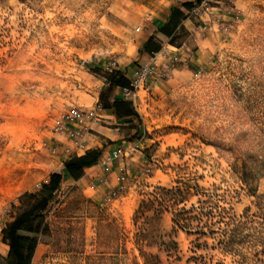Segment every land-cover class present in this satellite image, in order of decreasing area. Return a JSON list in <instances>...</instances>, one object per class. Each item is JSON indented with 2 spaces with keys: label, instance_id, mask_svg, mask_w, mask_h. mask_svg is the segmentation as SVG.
<instances>
[{
  "label": "rangeland",
  "instance_id": "rangeland-1",
  "mask_svg": "<svg viewBox=\"0 0 264 264\" xmlns=\"http://www.w3.org/2000/svg\"><path fill=\"white\" fill-rule=\"evenodd\" d=\"M221 1L219 16L196 19L192 36L183 30L174 37L172 45L185 43L191 55L187 65L140 94L137 119L120 133L128 144L141 140V148L119 159L126 189L100 208L101 195L117 184L119 170L112 165H98L78 181L64 178L51 196L42 190L68 161L49 152L55 142L67 144L52 128L59 113L86 108L103 92L104 102L120 98L99 67L114 58L128 78L142 64L139 33L123 28L138 20L139 2L0 0V235L20 196L47 198V230L32 264H143L134 245V211L154 188L178 181L215 185L236 217L253 209L229 156L242 154L244 142H259L264 131V0ZM101 144V153L111 145ZM256 186L264 195V177ZM171 220L169 212L162 215L160 232L177 244L176 264L200 255L208 264H234L215 241L172 232ZM147 251L168 264L158 248ZM4 260L0 256V264Z\"/></svg>",
  "mask_w": 264,
  "mask_h": 264
},
{
  "label": "trees",
  "instance_id": "trees-1",
  "mask_svg": "<svg viewBox=\"0 0 264 264\" xmlns=\"http://www.w3.org/2000/svg\"><path fill=\"white\" fill-rule=\"evenodd\" d=\"M192 6L183 4L181 7L189 11ZM172 32L167 27L157 30L144 45V50L151 54L157 53ZM173 39L169 41L170 44H173ZM107 77L112 88L127 85L121 73ZM103 93L99 96V102L104 109L112 110L117 119H137L130 103L117 97L104 102ZM244 144L242 154H231L229 161L233 174L254 198L253 209L249 207L243 215L236 217L230 204L218 195L219 189L215 185L206 189L197 183L178 181L170 188L156 187L139 200L132 216L134 245L143 264H163L159 255L147 251L152 248H158L168 264L181 261L177 244L171 239L164 240L160 232L161 217L168 212L172 216V232L181 231L187 236H195L196 242L199 239L215 241V247L224 256H229L234 264H264V195L257 194L256 186L258 180L264 177V131L256 144ZM243 149L256 152H243ZM100 156L101 152L90 151L61 164L50 175L42 190L51 196L60 188L64 178L80 180L84 170L96 165ZM17 202L19 207L16 214L1 230L2 243L8 247L4 261L5 264H32L39 240L47 230L43 213L47 209L48 200L26 193ZM197 246L200 247V244ZM204 246L207 247L205 242ZM191 262L208 264L202 255L193 256L186 263Z\"/></svg>",
  "mask_w": 264,
  "mask_h": 264
},
{
  "label": "built area",
  "instance_id": "built-area-1",
  "mask_svg": "<svg viewBox=\"0 0 264 264\" xmlns=\"http://www.w3.org/2000/svg\"><path fill=\"white\" fill-rule=\"evenodd\" d=\"M222 5L221 0H197L189 10L188 18L191 20L201 19L203 16H219ZM226 13L230 12L226 10ZM143 21L150 22V17L145 16ZM205 25V24H203ZM140 27L134 29L135 33L140 32ZM182 47V46H181ZM183 48V47H182ZM181 48V49H182ZM183 61L178 54H172L167 51H161L151 56L149 62L139 65L128 78L126 86L118 87L119 97L131 104L132 108L137 111L138 103H141V93L150 94L157 85L167 79L179 65H187V58ZM189 59V58H188ZM188 61V62H187ZM85 63L82 62V65ZM105 75H114L120 72V66L114 58L104 62L99 67ZM124 77V76H123ZM105 109L97 101L92 107H71L59 113L53 123V134L63 137L67 144L55 142L54 146L49 149L51 155H58L60 152L67 159H74L76 155L85 154L90 151V146L94 140V127L109 125L115 131H119L120 125L115 122H109L104 118ZM141 140L129 144L124 149L110 151L101 156L99 166L109 167L126 155L127 151H138L141 148ZM119 176L115 188H111L101 195L98 206L105 208L112 202L116 201L126 189L123 168H118ZM101 183L103 181H100Z\"/></svg>",
  "mask_w": 264,
  "mask_h": 264
},
{
  "label": "crops",
  "instance_id": "crops-1",
  "mask_svg": "<svg viewBox=\"0 0 264 264\" xmlns=\"http://www.w3.org/2000/svg\"><path fill=\"white\" fill-rule=\"evenodd\" d=\"M138 2H139L138 5L139 12L136 14L133 13V16L138 18V20L131 18L130 21L134 25L132 26V24H129V22H124L125 24L123 28L126 30L127 34L135 33L134 29L137 27L141 28L139 34L137 35L138 37L135 38L138 41H140L139 44L137 45L138 46L137 51L140 53V58H141L140 60L142 61V64L149 62L151 56L156 54V53L151 54L146 52L144 50V45L157 30L162 29L163 27H167L173 32L169 37V39L165 43H163L161 49L157 53L161 51L163 52L167 51L172 54L176 53L182 58L183 61H185L184 60L185 58L187 59L190 58L191 55L189 54V51L185 43H182L178 47H175L172 44H170L169 41L172 38L178 36L179 33H181L183 30L190 33L191 34L190 36H192V34L196 32L197 30L196 22L194 20L189 19L187 17L189 11L181 7L183 4L194 5L196 3V0H138ZM145 16L150 17V22L145 23L143 21ZM107 86H109V84H107ZM102 87L104 88V86ZM112 89L114 90L112 93L116 95L118 92L117 91L118 87ZM97 101L98 99L96 98V100H94L90 106H86V108L92 107ZM104 118L109 122H115L118 125H120V129L119 131H115L114 129H112L111 126L106 124L94 127V140L90 146V151H98V149H101L102 148L101 140H107L110 141L111 143L109 147L104 149V151L101 153V156L106 153H109L110 151L123 149L125 148L124 145L126 146L129 145L126 141H123V139H125L126 137L124 136V132L120 133V131L122 130L121 129L122 127H125L126 125H130V124L132 125L133 121L135 120L132 117L117 119L113 114L112 110H108V109H105ZM120 145L123 146L121 147ZM85 154L76 155L75 158L82 157ZM58 157H60L62 161L64 160L70 161V159H67V157L63 154V152H60L58 154ZM100 158L98 159L96 165L84 170V175H83L84 177L88 175V173L90 172H93L94 174L95 171L96 172L98 171L99 169L98 164ZM112 167H114V169L121 168L119 162H115L114 164H112ZM66 181L72 182V179L67 178ZM0 242H1V235H0ZM7 252H8V247L5 244H2V250H0V256L3 257V259L6 258Z\"/></svg>",
  "mask_w": 264,
  "mask_h": 264
}]
</instances>
